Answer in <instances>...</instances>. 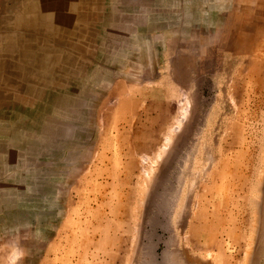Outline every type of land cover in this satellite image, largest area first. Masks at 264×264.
I'll return each instance as SVG.
<instances>
[{"label": "rangeland", "instance_id": "1", "mask_svg": "<svg viewBox=\"0 0 264 264\" xmlns=\"http://www.w3.org/2000/svg\"><path fill=\"white\" fill-rule=\"evenodd\" d=\"M89 5L0 81V264H264V0Z\"/></svg>", "mask_w": 264, "mask_h": 264}, {"label": "bare ground", "instance_id": "2", "mask_svg": "<svg viewBox=\"0 0 264 264\" xmlns=\"http://www.w3.org/2000/svg\"><path fill=\"white\" fill-rule=\"evenodd\" d=\"M4 1L11 3L14 11L11 15L0 16V30H21L22 34L18 32L0 34V81L6 82L9 90L16 88L20 91L27 90L30 95L35 94L41 99L43 82L53 84L57 79V73L60 74L58 65L62 68L61 65L66 64L67 59L58 56L61 53L55 44L53 49L50 43L42 44L37 37L45 36L51 42L58 43L66 37L73 36L77 29L81 31L82 28L79 27L83 26L87 6L95 0ZM68 6H71L69 10ZM61 9L70 12L62 14ZM71 23H74L73 26H69ZM13 53L19 55V61L10 60ZM14 84L17 86H12ZM12 98L9 94L0 93V106L8 111ZM16 111H20L18 107ZM10 114L2 113L11 117Z\"/></svg>", "mask_w": 264, "mask_h": 264}]
</instances>
